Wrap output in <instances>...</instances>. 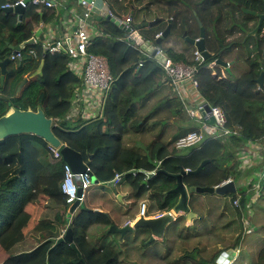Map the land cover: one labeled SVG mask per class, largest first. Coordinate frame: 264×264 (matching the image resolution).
Wrapping results in <instances>:
<instances>
[{
	"label": "trees",
	"instance_id": "1",
	"mask_svg": "<svg viewBox=\"0 0 264 264\" xmlns=\"http://www.w3.org/2000/svg\"><path fill=\"white\" fill-rule=\"evenodd\" d=\"M17 1L0 0V61L12 55L10 45L18 46L28 40L39 26H56L65 8L75 3L67 0L65 5L51 7L29 4L22 23L17 25V14L2 10V6ZM236 4L264 10L263 6H250L246 0H110L108 5L114 16L130 18L135 27L160 19L154 25L139 28L148 41H155L170 22L168 36L157 46L173 62L196 67L195 78L204 102L222 108L230 120V95L241 81L254 83L262 70L258 54L252 58L242 45L228 41L235 32L251 30L249 21L254 20L242 14ZM236 12L245 18L240 24L235 19ZM95 18L99 21L95 30L104 34L91 39L89 51L106 58L113 79L105 95L102 116L93 121L94 127L105 122L104 130L77 135V130L86 125L85 120L66 116L72 106L71 98L82 89L79 84L77 91L71 84L66 86L65 94L57 93L62 98L51 109L60 104L64 108L45 109L47 87L61 84L66 75L59 71L50 81L48 65L54 64L57 57L68 55L62 51L51 55L42 43L25 46L19 50L20 56L6 65L4 79L0 80V116L10 111L9 103L22 110H35L40 105L46 116L58 119L55 134L71 140L84 161L97 149L90 162L97 183L85 189L80 213L82 217L90 209H100L104 214L96 212L100 219L94 223L71 224L66 217L68 205L39 192L40 179L60 177L64 161L55 158L48 145L33 135L0 140V264H216L218 257L229 250L237 251L230 264H264V178H260L259 188L249 193L253 180L238 194L189 192V207L199 216L191 224L186 216H178L167 224L159 240L146 243L151 236L147 227L125 234L107 233L111 225L122 227L134 219L142 202L147 204L148 215L170 211L178 199L177 194L168 192L176 185L172 175L181 169L185 170L181 180L187 189L215 187L229 178L235 182L245 178L240 155L248 142H264V97L242 99L251 129L239 124L238 135L206 136L198 145L174 153L178 140L189 133H200L201 124L187 114L172 86L163 79L158 62L148 58L139 68L140 52L129 45L126 30L101 15ZM198 20L205 31V47L213 54L202 61L196 60V49L186 40L199 37ZM41 60L42 75L29 78ZM214 61L230 63L223 78L212 75L210 65ZM27 77L29 80L16 95L19 83ZM205 159L210 161L199 173L189 172ZM133 169L137 171L132 172ZM138 170L156 173L146 181V175ZM116 174L119 178L114 181ZM109 182H114L113 186ZM117 194L123 199H117ZM244 219L249 222L248 227L244 226ZM68 226H82L75 239L81 257L70 246L57 243L61 231ZM54 246L57 251H53Z\"/></svg>",
	"mask_w": 264,
	"mask_h": 264
},
{
	"label": "water",
	"instance_id": "2",
	"mask_svg": "<svg viewBox=\"0 0 264 264\" xmlns=\"http://www.w3.org/2000/svg\"><path fill=\"white\" fill-rule=\"evenodd\" d=\"M80 2H86L92 4V9L90 14H99L106 19L110 20L111 22L115 23L116 25H119V21L113 17L108 10L107 6H104L103 0H79ZM5 12L8 13H16V14H23L25 9L21 6H15L12 9H4ZM160 19H154L149 22H143L140 26H137L136 28L144 27L146 25L151 26L156 23H158ZM198 24L200 26V35L196 40L189 39L186 37V33H184V36L186 37V40L194 45L196 51L199 53V55L202 57L203 60L209 59L212 55L211 53L206 49L204 37H205V31L204 28L201 26V22L198 20ZM19 25V23L17 24ZM171 24L168 23L165 30L156 38L155 41H148L143 40L141 37H138L136 33L134 32L135 29L132 25L130 26H124V30L128 33L127 41L131 44L139 45L140 49L145 51L146 53L150 54L151 57H156L157 59H160L161 62H164L166 57L160 54H156V48L157 45L161 42L163 38H166L170 32ZM42 30L39 28L37 31H35L31 38L28 40H25L18 46H12L10 45V49L12 50V54H16L19 50L24 48L25 46H31L35 45L37 42V37L41 34ZM9 59L6 58L3 61H0V80L3 81L5 72H6V65L9 63ZM215 64H218L219 66L226 69V72L229 71V65L227 62L223 61H216ZM44 68V60H41L39 66L35 70L33 74H31V77L40 76L43 73ZM29 78H24L18 85L16 89V95H19L21 89L23 86L27 83ZM255 84H257L260 88H263L264 84V64L262 65V70L259 74V76L255 79ZM10 106V111L4 115L0 116V140H5L8 137L11 136H18L23 134L33 135L35 137L40 138L43 140L46 144L59 149L60 155L62 157V160L70 166L72 172L76 174L81 173H87L90 175L91 183L96 184L97 179L92 175L90 170V162L93 158L94 153L97 151V149L94 150L93 153L88 154V160L84 161L81 153H79L76 149L71 148L70 146L64 144L62 140L55 134V119L53 117L46 116L43 108L39 105L36 107L35 110H22L15 106H11V104H8ZM210 112V105L205 103L204 104V110L202 112V115L210 122L213 123L212 117L208 116L207 114ZM210 160L205 159L203 160L199 166L192 171H189L192 174H197L201 171L204 165H206ZM132 172H136L137 170L133 169ZM139 172H143L146 175V178L149 179V177L153 176L156 172L154 171H143L138 170ZM160 171V170H159ZM185 173L184 169L180 170L179 174L172 175L176 180V185L172 189H170L169 193H175L178 195V199L173 206V211H183L187 212L189 209V196L190 193L196 192V193H215L218 195H225L227 193L230 194H238L245 190V187L238 186L237 182L234 180H230L229 182H226L225 184H222L217 187H190L186 188L181 180L182 174ZM77 184L79 185V176H76ZM114 182H109V186H113ZM190 192V193H189ZM83 195V189L81 187H78L77 190V196L81 198ZM117 198H120V195H117ZM79 203V200L77 204ZM67 219H71V213H67ZM191 215H187V219L190 220ZM173 220L171 215L169 213H164L158 217L150 218V219H144L143 217L139 218V220L133 224L130 225L127 223L126 225L122 227H117L115 225H111L107 231L109 234H125L127 232L133 231L136 228L140 227H147L151 231V236L149 240L146 243H150L156 239H161L164 235L165 227L168 223H170ZM58 244H67L70 246L79 257H81V254L77 247L75 246V242L73 239V230L72 227L68 226L64 232V234L57 239ZM237 255L236 250H229L227 252H223L217 259L218 264H227L229 261L230 263L235 259Z\"/></svg>",
	"mask_w": 264,
	"mask_h": 264
},
{
	"label": "built area",
	"instance_id": "3",
	"mask_svg": "<svg viewBox=\"0 0 264 264\" xmlns=\"http://www.w3.org/2000/svg\"><path fill=\"white\" fill-rule=\"evenodd\" d=\"M29 4H44L47 7L53 6V3L50 0H18L14 4L8 5H21L23 8L26 9ZM84 4H86V10L81 15L74 14L72 17V19L75 21V30L72 35L62 39H55L54 41H45L42 43V46L44 50L51 55H55L60 53L61 51H64L68 55L70 60L77 64H80L82 69L81 73L83 85L87 89H94L99 92L105 93L109 89L113 79L109 71L106 58L104 56L94 54L89 51L92 42L88 34L89 23L87 20L91 16L90 12L92 9V4L86 2H84ZM125 26H130V18H127ZM155 48L156 54L166 56L159 47ZM31 53L35 56V53L33 51H31ZM194 54L196 60H203L197 51H195ZM19 56L20 53L18 51L16 54H12L9 57V60H14L16 57ZM148 58H153L158 62L159 66L163 70V76L172 86L174 94H176V96L179 98V101L184 106L187 114L190 116V118L201 124L200 133H189L178 140L175 146L174 153L183 150L187 147L198 145L206 136L226 137L229 135H238L241 127L237 123L228 120L227 115L225 114L222 108L218 106H210V112L207 115L212 117L213 123H209L208 120L202 115L205 103L199 101L200 96L198 97L197 94L198 83L195 78L197 69L194 65L187 64L181 61L173 62L168 57H166L164 62H161L160 59H157L156 57H151L148 53H142L141 57L138 60V66L142 67L144 61ZM187 83L190 84L194 92L193 97L195 96V98H199V100H197L193 106H191V104L189 103L190 92L187 88ZM48 149L55 158L62 160L59 149L54 148L50 145H48ZM76 176H79V185L77 184ZM118 178L119 174H116L114 177V181H117ZM230 180L231 178L226 179L217 186L225 184ZM90 185L91 178L89 174H76L72 172L69 165L63 162L59 191L64 199V203L68 205L67 213L70 212L72 214V212L76 210L77 206L79 205L82 199V197L79 198L77 196L78 187H81L84 191ZM256 188H259V185L256 186ZM78 200L79 203L77 204ZM237 202L238 201L236 200L235 204H237ZM164 213H169L173 220L180 215L187 217V215L190 214V220H193L199 216V213L196 210L191 209L190 207L187 212H174L173 209H171L170 211ZM164 213L158 215H148L147 204L145 202H142L140 204L138 214L135 216L134 219H132L128 223L130 225H133L141 217H143L144 219H150L158 217ZM243 223L245 227L249 226V222L246 219L243 220ZM65 230L66 229H63L61 231V236L64 234ZM227 264H230V261Z\"/></svg>",
	"mask_w": 264,
	"mask_h": 264
},
{
	"label": "crops",
	"instance_id": "4",
	"mask_svg": "<svg viewBox=\"0 0 264 264\" xmlns=\"http://www.w3.org/2000/svg\"><path fill=\"white\" fill-rule=\"evenodd\" d=\"M50 1L53 3V6L54 5L55 6L65 5L66 3H68L67 0H50ZM109 1L110 0H103L104 6H107L108 10H109V5H108ZM8 6H12L13 8L15 7L13 5L7 4V5H4L2 7V10L4 11L5 7H8ZM86 8L87 7H86V4H84V2H80L79 0H75V3L72 2L71 6L68 9L65 8V11H64L65 13L62 14L63 17L60 18V21L56 26H47V27L39 26L35 30V31H37L39 28H41V30H42L41 34L37 37L36 43H43L45 41H54L55 39H62V38L71 36L75 30V21L72 19L73 15L74 14L81 15L86 10ZM5 13H8V12H5ZM109 13L119 21V25H117V26H121V28H123L125 26L127 18L125 20H122V19L114 16L110 12V10H109ZM70 15H71V18L68 17ZM98 15L99 14L91 15L87 20L89 23L88 34H89L91 39H93L97 35L102 36L101 33H103L102 31L99 32V31L95 30V28H96L95 23L99 22L95 17H97ZM131 15H132V11L130 12L129 16H131ZM16 17H17L16 18L17 24L18 23L21 24L23 21V14H21V15L17 14ZM130 25H132L131 22H130ZM105 27H106V25H105ZM133 27L135 29L134 32L136 33V35L143 39V37L141 36L140 30L138 28H136L135 26H133ZM102 28H103V26H102ZM127 38H128V36H127ZM143 40H145V39H143ZM129 45L140 52V57H141L142 53H146L145 51L140 49L139 45L131 44L130 42H129ZM157 47H159V46H157ZM179 49L180 48L178 46H174L175 51H179ZM63 53H65V52L63 51ZM211 55H213V54L211 53ZM165 57H168V56H165ZM210 66H212V64ZM59 71L66 72V75L64 77L66 80H62L61 84H59L57 86L53 85V88H55L54 95L52 96L53 99L47 98V101L48 102L54 101L55 104H57L59 98H62L61 95L57 96V93L60 94V92L62 91L63 88H66V86H71V84H75L74 91H77V89L79 87L77 85L79 84L82 87V89L79 90V94H77L75 96V98H71L72 99V106L68 110L66 116L68 118H73V120H77L76 117L81 116L82 119L85 120L84 122H86L85 123L86 125H84V127L77 130L76 133L86 135V134H89L91 132H94L95 130L103 131L105 122L94 127V125H96V124H94L93 121L101 118V116H102L104 99H105V95L107 92L102 93V92H99V91L94 90V89H87L82 84V81H81L82 69H81L80 64H77V63L73 62L72 60L68 59V57L66 55L57 57L54 64L48 65V73L49 74L55 73V75H56V74H58ZM212 74H213V72H212ZM163 79L167 81V79L164 76H163ZM62 83L65 85H62ZM242 83H244L246 85H251L250 89H253V90H251V92L253 91V93H254L253 97H264V93H263L264 84H263V88H260L257 84H255V82L249 84V83H245V82L241 81L240 84L242 85ZM186 85H187V88L190 92V97H193L194 92H193L190 84L187 83ZM251 92L248 91V93H251ZM197 94H198V97L200 96V100H199V98H195V96L193 98L189 97V103L191 104V106H193L197 100L201 101L202 103H205L204 99H203V97H201L198 89H197ZM175 96H176V94H175ZM178 100H179V98H178ZM58 106H61V109L64 108V104H60ZM58 106H57V108H60ZM57 110H59V109H57ZM235 123H237V122H235ZM55 124H56L55 126L57 127L58 126V119H55ZM237 124L239 125V123H237ZM249 129H251V128H249ZM60 138H62L64 144L75 149L73 142L71 140L66 139L64 137H60ZM39 141H40V139H39ZM42 142H44V141L42 140ZM245 149H246L245 152L240 155V158L242 160L241 167L243 170H245L247 167H249L250 169H248V170L250 171V175H248L247 178L241 179L240 181H238L237 185L245 187V189H247L246 185H248V183H251V180H253L254 181L253 187H248V190H247V193H249L251 191H254L256 189V186L259 185L260 178H264V142L259 143L257 141H250L249 143H247ZM44 178H47V177H44ZM146 181H147V178H146ZM84 192H85V190L83 191V195H84ZM83 195H82V199H83ZM117 195H120V198H117V199H119V200L123 199V195H121V194H117ZM117 195H116V197H117ZM60 197L62 198L61 195H60ZM53 198L58 203H63V201H61L59 197L53 196ZM82 199H81L79 205L77 206L76 210L74 212H72V214H71V219L69 220V222L71 224L75 223V220H78V222L80 221L78 223V225L80 224L83 226L84 224H89L93 221L95 222V221L100 219V217L95 215L96 212L104 214V212L101 211L100 209H90V210H88L89 212L87 214H85L84 216L82 215V217H81L80 206H81ZM251 199H254V196ZM79 216L81 217L80 220L78 219ZM193 220H187V223L191 224L193 222ZM71 227H73V226H71ZM81 227L76 226V228L78 230H80ZM77 229H75L74 227L72 228L74 242L76 239ZM60 236H61V234H60ZM156 240H159V239H156ZM75 246L78 248L76 242H75ZM80 254L82 256L81 252H80ZM54 255H55V253H53L50 257H53Z\"/></svg>",
	"mask_w": 264,
	"mask_h": 264
},
{
	"label": "flooded vegetation",
	"instance_id": "5",
	"mask_svg": "<svg viewBox=\"0 0 264 264\" xmlns=\"http://www.w3.org/2000/svg\"><path fill=\"white\" fill-rule=\"evenodd\" d=\"M250 6H263L264 0H246ZM240 8V12L244 15H249L254 17V20L249 21V28L251 30H245L244 32L238 31L233 33L228 37V41L234 42L237 45L240 44L244 49L250 53L251 57H255L257 54L261 59V66L264 64V10L259 9H246L240 7L239 4H236ZM235 19L238 24L241 21H244V17L240 13L236 12ZM237 48V47H236ZM216 61L212 62V67H215L216 70L213 71V76H218L223 78L226 74V69L215 64ZM230 69V63H228ZM218 66V67H217Z\"/></svg>",
	"mask_w": 264,
	"mask_h": 264
},
{
	"label": "rangeland",
	"instance_id": "6",
	"mask_svg": "<svg viewBox=\"0 0 264 264\" xmlns=\"http://www.w3.org/2000/svg\"><path fill=\"white\" fill-rule=\"evenodd\" d=\"M16 6H18V5H16ZM168 44L170 45V43H168ZM212 70H216V68L212 67ZM54 77H55V73L50 74L49 80L53 81ZM64 80H66V79H64ZM250 88H251V85H246L244 83H242V85L240 83L237 85L236 92L232 93L230 95L231 110L228 113V116L230 117L229 119L231 121L238 122L241 126L246 127V128H251V127H250L249 121L246 117L243 106L241 105V102H242V99L245 97H253L254 96L253 91L251 92V90H253V89H250ZM65 89L66 88H63L62 91L60 90L62 92V94H65ZM248 91H250L251 93H248ZM47 92H48V99L49 98L53 99L52 96L54 95V92H55V88H53V85H49V87H47ZM54 104H55L54 101H52V102L47 101V103L45 105V109L47 111L55 110V109H51ZM58 107H60V108H56V109H61V106H58ZM76 134L78 135L80 133H76ZM60 139L62 140V138H60ZM40 141L42 142V140H40ZM42 143H44V142H42ZM248 169H250V168L247 167L245 169V171L247 173L245 178H247V176L250 175V171ZM245 178H243V179H245ZM60 181H61V176L60 177L41 178L40 182H39V185H40V188H39L40 191L39 192L47 193V194H50L52 196H57L60 198L61 201L64 202V199L60 197V195H61L60 191H59ZM238 181H240V180H238ZM253 200L254 199H252V201ZM77 222H78V220H75V224ZM59 237H61V236H59ZM55 248L56 247L54 246L53 251H57V249H55Z\"/></svg>",
	"mask_w": 264,
	"mask_h": 264
},
{
	"label": "bare ground",
	"instance_id": "7",
	"mask_svg": "<svg viewBox=\"0 0 264 264\" xmlns=\"http://www.w3.org/2000/svg\"><path fill=\"white\" fill-rule=\"evenodd\" d=\"M12 8H13L12 6L5 7V9H12Z\"/></svg>",
	"mask_w": 264,
	"mask_h": 264
}]
</instances>
